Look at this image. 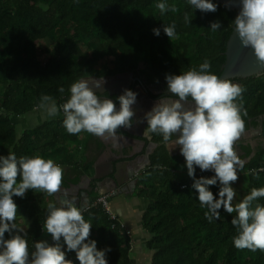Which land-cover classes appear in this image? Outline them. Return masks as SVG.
Returning <instances> with one entry per match:
<instances>
[{
  "label": "trees",
  "instance_id": "1",
  "mask_svg": "<svg viewBox=\"0 0 264 264\" xmlns=\"http://www.w3.org/2000/svg\"><path fill=\"white\" fill-rule=\"evenodd\" d=\"M161 2L177 11L161 13L156 7ZM211 2L217 5L215 12H203L189 0H0V156L12 152L19 159L39 154L72 166L70 181L63 180V185L78 184L89 174V163L93 164L86 157L90 146L98 152L104 149L98 137L88 132L69 134L62 110L60 117L21 134L15 117L41 109L42 95L51 96L59 108L70 97L71 85L80 79L132 73L148 86L167 90L166 75L198 70L205 59L211 62L210 72L221 77L238 12ZM186 13L191 24L184 21ZM217 21L221 28L213 32L211 23ZM172 24L176 34L170 39L163 29ZM154 29L160 30L159 36ZM231 81L244 89L236 101L247 111L243 134L259 130L264 126V73ZM153 136L159 147L151 156L152 166L139 175L135 192L150 200L143 222L151 234L147 247L153 252L152 264H264V251L234 246L238 233L231 221L237 213L221 208L219 220L205 218L207 208L198 201L193 178L177 174L186 165L185 158L170 153L162 135ZM234 148L244 161L243 170L238 171L250 173L246 195L264 187V142L254 146L243 140ZM214 175L196 167V179ZM220 187L219 181L209 186L217 199ZM53 196L30 189L23 198L13 197L18 206L15 223L28 241L30 254L43 233ZM98 197L95 193L91 207L82 213L92 225L90 239L97 242L98 250L110 249L108 264H136L132 238L123 234L119 221L95 204ZM257 204L264 206V197L254 200L251 207ZM23 219L29 220L26 230L20 223ZM67 259L79 264L70 255Z\"/></svg>",
  "mask_w": 264,
  "mask_h": 264
},
{
  "label": "clouds",
  "instance_id": "2",
  "mask_svg": "<svg viewBox=\"0 0 264 264\" xmlns=\"http://www.w3.org/2000/svg\"><path fill=\"white\" fill-rule=\"evenodd\" d=\"M203 12H215L217 5L211 0H189ZM241 11L234 20L244 47H251L257 60L264 65V0H240ZM156 7L161 13L177 9L163 2ZM186 24H191L189 15H184ZM175 24L165 25L164 32L171 39L175 36ZM219 21L211 23L213 32L219 30ZM159 36L160 30L154 29ZM211 62L205 59L199 69L192 68L180 75H166L167 91L177 99H160L143 117L147 121L145 134L157 133L168 143L173 135L186 160L188 175L193 178L192 187L198 192L201 207H206L205 218L219 220L220 209L237 215L231 224L236 227L233 237L237 249L264 251V206L252 202L264 197V187L253 188L250 194L233 204L237 196L232 183L238 180V169L243 170L242 161L235 151V143L245 130L243 116L247 111L236 101L242 96L243 87L229 79H222L210 72ZM96 89L102 88L103 80H93ZM90 81L80 79L70 87V97L57 107L53 98L42 95L39 107L49 116L60 110L64 113L63 124L69 134L88 132L97 137L115 139L120 128L131 129L137 102V93L125 90L120 95L119 109L108 96L100 95L89 86ZM61 93L64 88L59 89ZM191 100L192 106H187ZM142 122V121H141ZM196 167L201 171H214L211 178L196 179ZM20 182L17 183V178ZM219 181L221 187L217 199L209 186ZM63 169L52 159L41 155L21 156L17 159L12 152L0 156V264H73L66 258L67 251L76 253L79 264H108L106 252L98 250L97 242L90 239L92 225L85 220L81 208L74 200H60L59 206L49 203L48 215L43 229L51 235L54 243L47 240L35 242V250L29 253L28 241L21 235L15 223L18 206L13 197L23 198L28 190H41L52 196L61 190ZM10 237L5 239V233Z\"/></svg>",
  "mask_w": 264,
  "mask_h": 264
},
{
  "label": "crops",
  "instance_id": "3",
  "mask_svg": "<svg viewBox=\"0 0 264 264\" xmlns=\"http://www.w3.org/2000/svg\"><path fill=\"white\" fill-rule=\"evenodd\" d=\"M257 134L258 133L256 132L244 133L241 135V138L236 141V143L243 140L252 141L253 137L256 136ZM144 136L145 137H140L138 139L139 140L142 139L143 141L147 142L146 144L135 143V148H130V150H127L126 147L123 148L126 154L135 155V159H133L135 160V162H132L134 164V167H132L134 173L137 172V169L142 170L141 173H143L144 171L150 168L144 156L148 153V150L151 149L152 144L155 141L153 134L150 135L149 133L148 134L144 133ZM177 138H178L177 135H173L171 141H169L166 145L170 153L174 154V156L177 155L178 157H180L183 155L181 154L179 148L180 146L175 143ZM87 141H89V135L88 136L86 135L85 142ZM120 141L121 140L114 139V140H110L109 144H106L103 143V141L101 140L104 147V150H102L101 152H98L95 146H90L89 152L86 153V157L89 158L90 160L89 162H93V164L89 163L90 165H88V168H86L89 169V174L83 175L82 179L78 184L76 183L69 186L62 184L61 190L56 194H54L53 196V203L59 206L60 200L65 198V192H67V198L74 200L77 206L81 208L83 213L84 211L88 210L91 207L95 193L99 194L98 198L109 195L111 197L110 208L112 212L115 215H117V217L123 224H126L128 230L130 231L131 234L130 237L132 238L134 244L132 253L135 254V247H136V249H138L136 250V252L139 254L141 253V251L145 250V248L147 247V243L151 239V234L144 228V222H143L144 214L150 205V200L146 197L137 196L135 193L136 189L135 190L131 188L125 189V186L129 185L128 182L132 176L129 178L127 176L125 180L123 179V182L120 184V187L117 189L113 187L112 183L111 184L109 183L110 181H107L108 179L114 178L115 173L111 174L109 168L106 167L108 165L105 162H107L109 156L112 155V154L110 155L111 152H106V150L107 147L110 145V148L113 149L117 153V155L120 154V143H121ZM252 143L255 142L252 141ZM158 147L159 144L157 143L156 147L153 148L154 152ZM136 149H138L139 151H137ZM153 154H149V155L152 156ZM143 157L144 160L142 162H139L138 161L139 158L143 159ZM115 158L116 156L114 153V159ZM121 158L122 157L120 154V159ZM123 160H121L120 162L122 163ZM114 163L115 165L121 164V163L118 164L116 162ZM60 166L63 169V180L70 181V175H71L70 172L72 171V166H64V165H60ZM99 170H101V172H99L101 176V179H99L101 185L99 184L98 189H90V186L92 185L93 181H96L94 180L95 175ZM177 174L179 178L187 177L188 171L186 165L182 164L178 168ZM125 175L126 173L124 170V176ZM131 180L130 182H132ZM249 184H250V173L244 171H238V180L232 183L231 186L235 189L237 195L238 192L243 193L241 196L242 197L241 200H242L243 197L246 196V188ZM98 198L96 199L95 203L97 202ZM240 201L236 197L233 201V204H236L237 202ZM28 226L23 224L24 229L27 228ZM42 240H47L50 244L54 243L51 235L48 234L45 230H43V233L41 234L37 242ZM61 243L63 244V250L66 252V257L70 255L74 261H77L78 259L76 258V253L74 251L72 252L67 251V245L63 243V239L61 240Z\"/></svg>",
  "mask_w": 264,
  "mask_h": 264
},
{
  "label": "water",
  "instance_id": "4",
  "mask_svg": "<svg viewBox=\"0 0 264 264\" xmlns=\"http://www.w3.org/2000/svg\"><path fill=\"white\" fill-rule=\"evenodd\" d=\"M215 1L231 7L233 10H236L238 13L241 11V8H242L240 0H215ZM226 56H227V61L224 66V72L222 76L220 77L222 79L235 80L237 78H249L253 76H261L264 73V65H262L257 60L254 54V50L251 47H244L242 45L239 35L238 33L235 32V30L228 42ZM133 79H134V75L132 73H126V74H120V75L114 76L112 78V82H109L107 79L91 78V80L89 79H86V80L90 81L89 86L92 87L93 90L97 92V94H103L106 91H108L110 95H115V94L122 95L124 94L125 90H132L133 92L135 91L133 89V83H134ZM93 80H103L102 88L96 89L94 83L91 82ZM135 92L137 93V102L135 103L137 104V106H136V109L133 110L135 112V116L133 118L135 120V124L137 125L133 126L131 129H125V131L128 133L127 135L121 134L119 131H117V135L120 138H123L126 136L127 138L132 139L130 137H135V143L146 144L147 142L143 141L142 139L141 140L138 139L144 136V133L147 128V121L144 123H140V121L142 120L141 114H144L143 110L145 109V105L142 102H140V100L145 97L146 91L144 90L143 87L138 86ZM162 99H175V97L168 96ZM151 105H153V101H150L149 106ZM119 106L117 107V109H119ZM187 106L189 107L192 106L191 100H189V104ZM246 133H252V131H248ZM149 134L152 135L153 133H149ZM156 144H157L156 142L152 144L151 149L148 150L149 154L154 153L153 148L156 147ZM253 145L257 146L258 142L253 143ZM126 148L127 150H130V148H135V146L133 144H128ZM111 150L118 157L117 153L113 149ZM136 150L139 151L138 149ZM124 151L125 150L121 148L122 154H124ZM148 153L144 157L147 160L149 167H151L152 166V161L150 159L151 155H149ZM144 157L143 159L139 158L138 161L142 162L144 160ZM123 158H126V157H123ZM132 162H135V161H132ZM132 162H122L120 165H115L113 161H109L108 163H106L108 165L107 167L109 168L111 174L115 173L114 178L107 180V181H111L114 188L116 189L119 188L120 184L123 182L122 176L124 175L125 169L123 168L125 167V164L132 163ZM141 172L142 170H139V169H137L136 173H134L131 170L130 174L132 175V177H137L141 174ZM95 179L97 180L101 179V176L98 173V171L95 175ZM137 183H138V179L135 180L133 190L137 189ZM128 188L130 189V185L125 186V189H128Z\"/></svg>",
  "mask_w": 264,
  "mask_h": 264
},
{
  "label": "flooded vegetation",
  "instance_id": "5",
  "mask_svg": "<svg viewBox=\"0 0 264 264\" xmlns=\"http://www.w3.org/2000/svg\"><path fill=\"white\" fill-rule=\"evenodd\" d=\"M112 78L113 77H111V78H109V77H107V78H105V79H107L109 82H112ZM89 80H91V79H89ZM133 81H134V83H133V89L136 91V89H137V87L138 86H141V87H143L144 88V90L146 91V95H145V97L143 98V99H141L140 100V102H142L144 105H145V109L143 110L144 111V114H141V121H140V123H144V122H146V120H144L143 119V117L145 116V114L147 113V112H149V111H151L152 110V108L155 106V104H156V102H158L160 99H162V98H166V97H168V96H171V94L167 91V90H164V89H160V86L159 85H154V86H148L146 83H144L143 81H142V79H141V77L139 76V75H137V76H134V79H133ZM134 91V92H135ZM136 93V92H135ZM98 95H100V97H101V99H103L105 96H108V98H110V99H112L113 101H114V103L116 104V107H118L119 106V100L117 99L120 95H117V94H115V95H110L109 93H108V91H106L105 93H103V94H98ZM173 97H175V96H173ZM175 99H177V97H175ZM150 101H153V105H151V106H149V104H150ZM136 106H137V104H134V106H132V109L133 110H135L136 109ZM35 120H37V118H35V119H31L30 121L31 122H34ZM132 123H133V126H136L137 124H135V120H134V118H133V121H132ZM125 129L126 128H120V129H118V131L121 133V134H128L126 131H125ZM253 133H258L256 136H254L253 137V139H252V141H257V142H264V126L263 127H261L259 130H257V131H252ZM143 137H145V136H143ZM130 138H132V139H129V138H127L126 136L125 137H123V138H120L118 135L116 136V138L115 139H117V140H121L120 142V154H121V159H120V154H118V157L116 156V158L114 159V153H113V151L111 150V148H110V145L107 147V150H106V152H111L110 153V155L111 156H109V159L107 160V162H105V163H108L109 161H113V162H116V163H118V164H120L121 162V160H123V159H125V160H123L122 162H132V161H135V160H133V159H135V155H128V154H126L125 152H124V154H122V152H121V148H125L128 144H133L134 146H135V137H130ZM102 140L103 141V143H106V144H109V141L110 140H114V139H112V138H108V139H105V138H102V137H99V140ZM101 140H100V142H101ZM102 143V142H101ZM102 143V144H103ZM125 145V146H124ZM119 147V146H118ZM104 150V149H103ZM123 157H127V158H123ZM115 164V163H114ZM107 167V166H106ZM132 167H134V164L133 163H127V164H125V167H124V169H125V171H126V175L124 176V178H123V176H122V180L124 179H126V177L128 176V178L129 177H131L132 175L130 174V172H131V170L133 171V169H132ZM99 172H101V170H99L98 171V173ZM100 174V173H99ZM132 179V180H131ZM131 181L132 182H130V180H129V182H128V184L130 185V188L131 189H133L134 187V184H135V180L136 179H138V181H139V176H137L136 178L135 177H131ZM96 183V187H94V184ZM101 182L98 180V181H93V183H92V185L90 186V189H98L99 188V184H100ZM110 184H111V181L109 182ZM101 185V184H100ZM137 185H138V183H137Z\"/></svg>",
  "mask_w": 264,
  "mask_h": 264
},
{
  "label": "rangeland",
  "instance_id": "6",
  "mask_svg": "<svg viewBox=\"0 0 264 264\" xmlns=\"http://www.w3.org/2000/svg\"><path fill=\"white\" fill-rule=\"evenodd\" d=\"M56 105H57V103H56ZM57 107H58V105H57ZM60 113L61 112L59 111L57 115L49 116L44 109H37L35 112L31 113L30 115H27L24 117H15V123L17 125V130H18L19 134H21L23 131L32 130V129L39 127L40 125L44 124L46 121H52V120L60 117V115H61ZM35 118H37V120H35L34 122L30 121L31 119H35ZM94 180H97V179H94ZM242 194L243 193L238 192V195L236 196L239 201L242 198L241 197ZM106 196H108V195H106ZM110 199H111V197H109V202H110ZM98 200H99V198H98ZM98 200L95 204L102 206V204L98 203ZM86 211H84V212H86ZM113 216L116 217L115 215H113ZM23 221L24 222H20V223L28 226L29 220L23 219ZM118 221L121 223L119 218H118ZM128 232H129V230L126 228L124 230L123 234L125 233L126 235H128ZM136 250H138V249H136V247H135V254L132 253L133 258H135L137 260L136 264H152L151 260H152L153 252L150 249H148L146 247L145 250L141 251V253H139V254L136 252Z\"/></svg>",
  "mask_w": 264,
  "mask_h": 264
},
{
  "label": "built area",
  "instance_id": "7",
  "mask_svg": "<svg viewBox=\"0 0 264 264\" xmlns=\"http://www.w3.org/2000/svg\"><path fill=\"white\" fill-rule=\"evenodd\" d=\"M109 197L110 196L108 195V196H103V197L99 198L98 203L102 204L103 208L109 213V215L111 216L112 220H117L118 221L117 215H115L112 212L111 208H110ZM113 215H115L116 217H114ZM121 227L123 229V232H124V230L126 228L128 229V227L126 226V224H123L122 222H121ZM128 235H131L130 234V231L128 232Z\"/></svg>",
  "mask_w": 264,
  "mask_h": 264
}]
</instances>
